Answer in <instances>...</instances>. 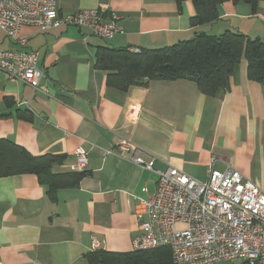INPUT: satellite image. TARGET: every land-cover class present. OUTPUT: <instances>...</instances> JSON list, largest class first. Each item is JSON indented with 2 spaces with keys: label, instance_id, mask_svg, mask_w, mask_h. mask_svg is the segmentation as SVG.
Segmentation results:
<instances>
[{
  "label": "crops",
  "instance_id": "0c3cea01",
  "mask_svg": "<svg viewBox=\"0 0 264 264\" xmlns=\"http://www.w3.org/2000/svg\"><path fill=\"white\" fill-rule=\"evenodd\" d=\"M55 4L60 16L98 9L105 16L113 13L122 33L101 40L76 27L41 33L22 26L26 45L21 48L0 32V48L37 53L43 73L33 92L0 72V139L34 157H62L53 174L73 172L77 148L87 153L86 175L77 187L56 191L54 200L34 175L0 178L2 264H89L92 250L132 252L139 234L136 207L146 199L142 190L153 194L158 173L168 167L203 182L213 159L215 170L231 167L264 193V79L249 80L244 59L217 98L187 80H153L122 92L107 85L106 72L94 68L97 47L159 49L196 32H232L264 43V1L224 2L215 22L197 28L191 24L190 0ZM121 139L130 140L143 159H153V170L118 155Z\"/></svg>",
  "mask_w": 264,
  "mask_h": 264
},
{
  "label": "built area",
  "instance_id": "2783aa9c",
  "mask_svg": "<svg viewBox=\"0 0 264 264\" xmlns=\"http://www.w3.org/2000/svg\"><path fill=\"white\" fill-rule=\"evenodd\" d=\"M22 26L41 33L76 27L101 40L122 33L118 17L105 16L101 9L60 16L55 0H0V32L21 48L26 45L19 34ZM129 52L140 53L138 49ZM0 72L33 92L39 90L43 78L37 53L19 49L0 48ZM115 151L127 156L132 165L153 170L154 160L143 159L130 140L121 139ZM73 155L72 171L85 172L87 153L77 148ZM158 176L153 194L144 188L146 199L136 207L139 234L132 240L133 251L167 248L172 264H264V193L257 184L231 167L215 170L213 159L203 182L172 167Z\"/></svg>",
  "mask_w": 264,
  "mask_h": 264
},
{
  "label": "trees",
  "instance_id": "16d2710c",
  "mask_svg": "<svg viewBox=\"0 0 264 264\" xmlns=\"http://www.w3.org/2000/svg\"><path fill=\"white\" fill-rule=\"evenodd\" d=\"M175 1L179 4L184 0ZM190 1L195 8L191 24L197 28L215 22L217 6L224 2L256 0ZM242 59L246 62L247 78L263 81L264 43L232 32L219 36L196 32L189 40L138 54L130 53L127 48L97 47L94 68L106 72L107 85L122 92L131 86L146 87L153 80H187L194 82L205 96L217 98L229 89L233 69ZM62 160L53 155L31 156L22 147L0 139V178L34 175L51 200L56 191L77 187L86 175V172L53 174L52 166ZM86 257L89 264H172L167 248L127 253L92 250Z\"/></svg>",
  "mask_w": 264,
  "mask_h": 264
},
{
  "label": "rangeland",
  "instance_id": "374dc122",
  "mask_svg": "<svg viewBox=\"0 0 264 264\" xmlns=\"http://www.w3.org/2000/svg\"><path fill=\"white\" fill-rule=\"evenodd\" d=\"M0 37H1V33H0Z\"/></svg>",
  "mask_w": 264,
  "mask_h": 264
}]
</instances>
